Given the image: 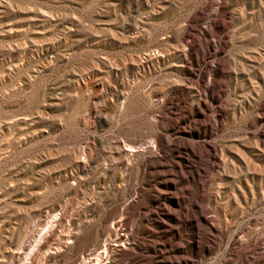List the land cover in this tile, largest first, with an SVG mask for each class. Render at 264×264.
<instances>
[{
    "label": "rangeland",
    "instance_id": "374dc122",
    "mask_svg": "<svg viewBox=\"0 0 264 264\" xmlns=\"http://www.w3.org/2000/svg\"><path fill=\"white\" fill-rule=\"evenodd\" d=\"M0 264H264V0H0Z\"/></svg>",
    "mask_w": 264,
    "mask_h": 264
}]
</instances>
